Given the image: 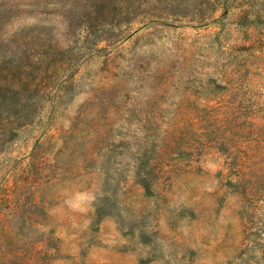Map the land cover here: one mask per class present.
I'll use <instances>...</instances> for the list:
<instances>
[{
    "label": "rangeland",
    "instance_id": "obj_1",
    "mask_svg": "<svg viewBox=\"0 0 264 264\" xmlns=\"http://www.w3.org/2000/svg\"><path fill=\"white\" fill-rule=\"evenodd\" d=\"M0 20V264H264V0Z\"/></svg>",
    "mask_w": 264,
    "mask_h": 264
},
{
    "label": "trees",
    "instance_id": "obj_2",
    "mask_svg": "<svg viewBox=\"0 0 264 264\" xmlns=\"http://www.w3.org/2000/svg\"><path fill=\"white\" fill-rule=\"evenodd\" d=\"M4 1V0H1ZM5 5V4H4ZM1 21V20H0ZM0 26H1V22H0ZM6 65L5 62L3 60H0V99L6 98H13V97H17L19 96L20 92L22 91L23 87L26 85V80H25V76L21 75L18 77L17 80H15V76L13 74H15V70H19V69H12V70H7V69H2L4 68L3 66ZM11 76L14 78L12 79L10 77ZM15 80L16 82H11ZM32 84V87L34 88L35 85Z\"/></svg>",
    "mask_w": 264,
    "mask_h": 264
}]
</instances>
